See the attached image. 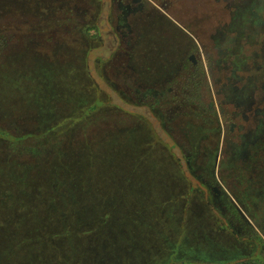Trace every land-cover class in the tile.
I'll list each match as a JSON object with an SVG mask.
<instances>
[{
    "label": "rangeland",
    "instance_id": "1",
    "mask_svg": "<svg viewBox=\"0 0 264 264\" xmlns=\"http://www.w3.org/2000/svg\"><path fill=\"white\" fill-rule=\"evenodd\" d=\"M152 1L200 64L159 97L111 33L113 0H0V264H263L264 107L245 122L231 111L250 71L264 80V1ZM225 66L235 80L218 85ZM205 114L223 134L237 124L228 141L243 128L246 162H215ZM230 204L253 238L222 233Z\"/></svg>",
    "mask_w": 264,
    "mask_h": 264
},
{
    "label": "flooded vegetation",
    "instance_id": "2",
    "mask_svg": "<svg viewBox=\"0 0 264 264\" xmlns=\"http://www.w3.org/2000/svg\"><path fill=\"white\" fill-rule=\"evenodd\" d=\"M261 1L264 0H248L245 2H248L247 4L249 7H254L260 4ZM113 4H117L118 8L109 13L118 14L108 22L112 23V27L115 28L116 31V34L115 32L111 33L117 40L122 39L128 46H131V53L133 52L132 62L136 67L133 71L139 76L137 80L138 87L141 88L143 85L149 83L151 85L150 87L145 85L147 88L146 93L152 92L153 94L155 93L153 95L154 97H159V91L162 90L165 93V87L171 86L178 75L180 77L183 76V67H187L184 63H189L191 61V67L198 70L200 64H198L194 56H190L189 58L184 56L183 59V50L188 52L194 49V46H197L187 37V34H189L188 31L176 21L172 20L169 15L165 14V10L158 7L152 0H113ZM161 6L166 9V5ZM37 13H43V10L40 9ZM126 29L129 31H126ZM122 30H124L123 33L121 32ZM164 33L170 35V38L162 37ZM160 43H163L166 49L159 46ZM174 47L176 48L171 51ZM141 54L142 56L144 55V58L141 56L140 59L139 55ZM192 57L194 60L191 59ZM160 58H163L164 61L159 62L158 60ZM221 68L225 71L224 75L216 72L212 73L215 82L219 85L222 83V80L227 79V81L233 84L235 77H229L228 74H226L230 67L225 66V68L219 67L217 69L221 71ZM233 69L229 71L232 72ZM256 73H259V70H257ZM146 74L153 78H147L145 81H142L140 79L141 75L145 77ZM253 74L254 73L250 71L246 85L241 88H239V86L235 87V90H239L242 96H239V98L233 102L234 107L231 114L234 119H236V117H241L245 122L249 118V115H252L253 118H255L254 120H256L262 114L260 107H264V80L260 77V74L256 75L259 79L255 78ZM196 75L203 76V74ZM167 90L170 91V89ZM205 117L206 119L204 121L201 119L203 123L205 122L204 125L213 124L215 125V129L213 126H203L201 132L204 136H202L201 139L206 142L212 139L211 145L214 150L213 156L215 162H218L220 155H223L224 152H230V157L246 162L249 152L247 150V143L244 141L246 135L242 133L243 128H239L234 140L228 141L226 136L234 135V127H236L237 124L231 123L228 133L223 134V126L219 121V115L209 117L205 114ZM201 118H203V116H201ZM260 122V126H262V121ZM185 132L186 137H190L191 132L188 131V129H186ZM235 141H239V143ZM218 151L219 154L217 153ZM218 184L222 186L220 183ZM218 193L221 194L220 191H218ZM257 226L263 230L261 225ZM263 258L264 253L260 261H263Z\"/></svg>",
    "mask_w": 264,
    "mask_h": 264
},
{
    "label": "trees",
    "instance_id": "3",
    "mask_svg": "<svg viewBox=\"0 0 264 264\" xmlns=\"http://www.w3.org/2000/svg\"><path fill=\"white\" fill-rule=\"evenodd\" d=\"M38 7H40V6H38ZM44 10H45V8H44ZM190 98L192 100H194V101H197L198 100L193 95L191 97H189V99ZM211 185L212 184H210V185H207L206 184V187L210 190ZM211 198L213 200V205H215L216 203H215V199H213V195L211 196ZM241 200H242V202H246V204H249V202L247 201L249 199L245 195H242L241 196ZM221 208L224 209L222 215L227 219L226 220V223H227V226H228V228L225 231L222 228V233H224V234L225 233L226 234H231V233H229L231 226L233 224H237L240 229H243L244 231H246L247 236H249L250 238H253V235H256V234H252V232H251L252 226H251V224H249L250 221L248 222L247 219L244 218L243 216L239 217V213L237 212V209L234 208L231 204L230 205H227V206H223L222 205ZM246 208L249 209V210H253L252 206L250 207V205H247ZM183 244H184V242H183ZM252 253H254V250L252 251ZM198 254H199V252H195L194 253L193 251H190L188 249H184V251H183V263L184 262H188V261H189V263H194L193 260H192V257L197 256ZM261 257L262 256H260V258ZM220 264H224V263H220Z\"/></svg>",
    "mask_w": 264,
    "mask_h": 264
},
{
    "label": "water",
    "instance_id": "4",
    "mask_svg": "<svg viewBox=\"0 0 264 264\" xmlns=\"http://www.w3.org/2000/svg\"><path fill=\"white\" fill-rule=\"evenodd\" d=\"M191 59L194 60L193 57Z\"/></svg>",
    "mask_w": 264,
    "mask_h": 264
}]
</instances>
